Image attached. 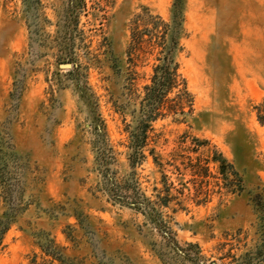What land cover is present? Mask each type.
Returning <instances> with one entry per match:
<instances>
[{"label": "rangeland", "instance_id": "rangeland-1", "mask_svg": "<svg viewBox=\"0 0 264 264\" xmlns=\"http://www.w3.org/2000/svg\"><path fill=\"white\" fill-rule=\"evenodd\" d=\"M86 1L75 28L68 0H0V220H12L0 264H51L41 245L61 260L52 264H199L175 245L193 260L199 253L205 264H222L230 250L238 258L262 246L249 192L264 186V126L255 111L264 101V0H182L176 60L194 112L186 122L153 124L157 151L169 158L182 147L204 160L208 148L193 153V139L206 140L233 163L245 191L213 192L206 204L182 209L154 205L161 226L124 204L134 193L154 204L162 175L147 153L132 175L135 107L121 110L132 23L146 14L170 23L174 0ZM65 30L74 50L62 58ZM155 59L137 62L138 88L150 82ZM170 169L177 188L191 178L179 181ZM210 172L217 174L212 164Z\"/></svg>", "mask_w": 264, "mask_h": 264}, {"label": "trees", "instance_id": "trees-1", "mask_svg": "<svg viewBox=\"0 0 264 264\" xmlns=\"http://www.w3.org/2000/svg\"><path fill=\"white\" fill-rule=\"evenodd\" d=\"M86 0H68L67 16L77 28L79 24L80 14L86 10ZM70 22V21H69ZM72 23V22H71ZM182 25V0H174L172 20L166 23L160 16L139 15L137 16L131 27V40L127 49V56L132 68L129 69L126 79L125 99L121 112L127 110V106H134L131 115L133 117V125L128 126L129 149L128 163L132 169V175L135 176V168L141 165L148 156L153 160L155 166L162 175V187L157 190L156 201L154 204L142 199L137 193L129 197L130 202L126 204L128 207L137 211H141L156 226H161L162 221L160 215L155 212L154 205L159 207L170 208V205H177L178 209H182L185 202H193L200 206L206 204L213 192L222 194L241 195L245 191L242 177L222 152L216 149H209V142L206 140L193 139L196 147L193 153L197 154L196 148L207 147L209 156L202 160L199 157L193 158L190 155H184L182 147L169 154V158H164L158 151V136L154 134L153 124L158 120L171 117L174 122H186L187 118L194 112V97L188 89L187 81L180 72V64L176 60L179 50L180 29ZM64 42L60 46L62 58L70 56L73 49L74 33L67 30L63 35ZM156 53V63L153 67V74L150 82L142 88L137 87L138 73L135 70L138 61L144 62L147 56ZM65 54V55H64ZM69 54V55H68ZM69 63L70 59H62L61 63ZM73 68V66H72ZM71 68V69H72ZM69 70L72 73L74 70ZM138 105V107H137ZM258 122L264 126V101L255 106ZM100 127L103 131L104 125L100 121ZM148 154V156L146 155ZM214 165L217 174L212 176L210 165ZM171 168V169H170ZM170 169L176 174L179 181L189 175L191 178L184 182L180 188H177L173 182H169L167 170ZM215 179L214 187L210 189L208 178ZM188 183L191 187H188ZM187 190V193L185 191ZM136 195V196H135ZM250 202L258 215V229L264 236V186H259L255 190L249 192ZM126 200V198H125ZM173 208V211H176ZM157 213V214H156ZM11 218L6 217L0 220V248L3 243L5 234L10 228ZM166 237H169L166 235ZM42 253L52 258V262L60 260L48 249V246H40ZM177 255L190 261L202 262L199 253L195 254V260L192 259L190 253L174 246ZM183 255V256H182ZM230 259L229 263L224 262ZM61 261V260H60ZM222 264H264V242L262 246L255 248L254 251L248 252L236 258L231 250L224 253L219 258ZM30 264H41L33 260ZM210 264H218L212 261Z\"/></svg>", "mask_w": 264, "mask_h": 264}, {"label": "water", "instance_id": "water-1", "mask_svg": "<svg viewBox=\"0 0 264 264\" xmlns=\"http://www.w3.org/2000/svg\"><path fill=\"white\" fill-rule=\"evenodd\" d=\"M71 67H72V65L69 63L60 64V68H62V69H70Z\"/></svg>", "mask_w": 264, "mask_h": 264}]
</instances>
